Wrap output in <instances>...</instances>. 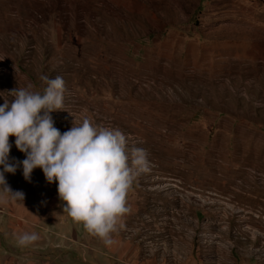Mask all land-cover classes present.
<instances>
[{"label":"rangeland","instance_id":"1","mask_svg":"<svg viewBox=\"0 0 264 264\" xmlns=\"http://www.w3.org/2000/svg\"><path fill=\"white\" fill-rule=\"evenodd\" d=\"M41 76L65 82L64 110L51 113L61 133L87 117L150 161L112 244L78 222L77 239L48 235L63 247L50 259L220 264L241 244L264 264V217L236 197L264 194V0H0V95L42 91ZM5 179L13 192L57 193L40 168Z\"/></svg>","mask_w":264,"mask_h":264},{"label":"clouds","instance_id":"2","mask_svg":"<svg viewBox=\"0 0 264 264\" xmlns=\"http://www.w3.org/2000/svg\"><path fill=\"white\" fill-rule=\"evenodd\" d=\"M41 80L46 84L42 91L29 83L0 95V199L7 193L24 200L22 191L9 188L6 173L22 168L24 179L30 181L33 170L40 168L48 184L56 183L63 210L110 245L118 221L130 210L128 191L140 174L150 170L148 154L137 147L129 151L120 129L96 126L87 117L61 133L51 113L64 110L65 82L61 76ZM10 136L25 155L21 161L10 159ZM36 239L35 233H25L19 243Z\"/></svg>","mask_w":264,"mask_h":264},{"label":"crops","instance_id":"3","mask_svg":"<svg viewBox=\"0 0 264 264\" xmlns=\"http://www.w3.org/2000/svg\"><path fill=\"white\" fill-rule=\"evenodd\" d=\"M236 197L240 198L241 210L251 213L249 215L264 217V194H238ZM63 207L64 202H60L58 194L51 187L44 194H24L23 201L3 193L0 199V264H66L49 258L50 251L63 247H55L47 239L48 235L59 236L63 231H68L77 239L78 222ZM38 230L44 233L45 238L39 247L36 248L39 243L36 240L24 245L19 243L21 235L36 234ZM111 248L115 251L114 246ZM235 251L234 258L225 259L220 264H263L253 254L247 253V248L244 249L241 244ZM125 254L126 251H123L121 255ZM73 259L78 260L77 257Z\"/></svg>","mask_w":264,"mask_h":264}]
</instances>
